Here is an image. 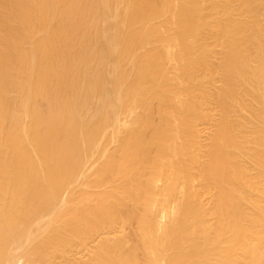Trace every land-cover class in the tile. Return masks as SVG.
Returning <instances> with one entry per match:
<instances>
[{
    "label": "bare ground",
    "instance_id": "6f19581e",
    "mask_svg": "<svg viewBox=\"0 0 264 264\" xmlns=\"http://www.w3.org/2000/svg\"><path fill=\"white\" fill-rule=\"evenodd\" d=\"M0 264H264V0H0Z\"/></svg>",
    "mask_w": 264,
    "mask_h": 264
}]
</instances>
